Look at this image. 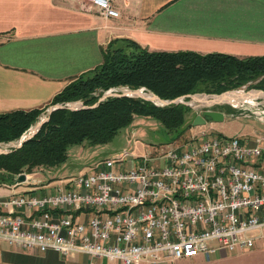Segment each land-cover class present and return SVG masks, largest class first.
<instances>
[{
	"label": "built area",
	"instance_id": "1",
	"mask_svg": "<svg viewBox=\"0 0 264 264\" xmlns=\"http://www.w3.org/2000/svg\"><path fill=\"white\" fill-rule=\"evenodd\" d=\"M82 1L104 18L120 16L115 0ZM262 155L238 138L201 132L152 157H132L130 169L122 167L124 155L105 159L51 195L12 194L1 202L0 243L34 254L83 255L90 264L248 251L264 238Z\"/></svg>",
	"mask_w": 264,
	"mask_h": 264
},
{
	"label": "crops",
	"instance_id": "2",
	"mask_svg": "<svg viewBox=\"0 0 264 264\" xmlns=\"http://www.w3.org/2000/svg\"><path fill=\"white\" fill-rule=\"evenodd\" d=\"M114 7L117 19L104 18L82 0H0V114L47 106L73 78L101 64V49L112 40L127 39L153 52L264 56V0H115ZM16 181L0 184V203L36 192L28 175L26 191L19 192ZM78 256L34 254L0 243V264L91 263ZM140 264H264V238L248 251Z\"/></svg>",
	"mask_w": 264,
	"mask_h": 264
},
{
	"label": "trees",
	"instance_id": "3",
	"mask_svg": "<svg viewBox=\"0 0 264 264\" xmlns=\"http://www.w3.org/2000/svg\"><path fill=\"white\" fill-rule=\"evenodd\" d=\"M101 59V64L89 71L92 76L86 77L87 72L73 78L47 106L0 114V143L17 140L49 106L77 100L91 106L112 88H145L160 99L174 100L196 93L218 95L259 79L247 88L264 92V56L153 52L133 41L117 39L101 49ZM97 92L99 95H95ZM191 112L181 104L158 107L126 97L108 98L89 110H57L32 139L0 155V184L13 185L20 174L60 166L67 160L71 146L105 145L139 116L157 120L175 141L191 128Z\"/></svg>",
	"mask_w": 264,
	"mask_h": 264
},
{
	"label": "rangeland",
	"instance_id": "4",
	"mask_svg": "<svg viewBox=\"0 0 264 264\" xmlns=\"http://www.w3.org/2000/svg\"><path fill=\"white\" fill-rule=\"evenodd\" d=\"M92 74L93 72H89L85 76L89 77L92 76ZM258 80L259 79L249 84H256ZM249 84L231 91L246 92L249 90H255L247 88ZM98 93L99 92L95 95H99ZM202 94L205 93L193 94L195 97L191 99L185 98L184 101L192 104L193 106L197 103L202 104L204 100L207 101V99L201 96ZM230 97L233 98L228 99L225 101L226 103L222 105L210 106L213 109H218L219 107L226 112L222 120L207 122L201 126H191V128L184 131L180 138L175 141L170 140V134L157 120L150 117L139 116L135 117L130 126L120 130L111 142L105 145L88 146L83 144L71 146L67 149V160L60 166L53 169L39 168L33 170L31 174H28L29 180L31 182L35 181L29 188H33L36 192H31L30 194L25 193L22 195H32L36 197L51 195L54 192L55 187L64 185L68 180L76 178L79 175L92 173L97 165L108 158L116 159L124 155L125 160L122 167L124 170L130 169V160L132 157H152L155 154H158L160 149L165 150L169 145H183L189 141L192 135L201 132H206L214 137L238 138L240 141H248L251 147L259 146L263 150V155L257 160V162H263L262 164H264V142L260 144L256 143V140L259 137L264 136V101L260 98L251 99L250 97L240 99L235 97L234 94ZM49 107H47L45 111ZM44 114L45 112L42 115ZM192 115L194 114L191 112L190 117L188 118L189 121ZM37 122L38 119L22 135L29 133L35 125H37ZM17 140L11 142H15ZM5 144L7 143L0 145V150L10 149V147ZM41 186H45L46 188L44 190H40L39 187ZM17 189L19 192L22 190L26 191V186L22 184ZM78 257L80 258L79 260L83 261L84 257L82 255H79Z\"/></svg>",
	"mask_w": 264,
	"mask_h": 264
},
{
	"label": "water",
	"instance_id": "5",
	"mask_svg": "<svg viewBox=\"0 0 264 264\" xmlns=\"http://www.w3.org/2000/svg\"><path fill=\"white\" fill-rule=\"evenodd\" d=\"M125 90V91H122ZM117 91V92H115ZM238 91H226L223 92L221 94L218 95H212V94H202L201 96L206 100H204L201 103H197L195 106H193L192 104L186 103L184 101L185 98H193L195 97V95H188V96H183V97H179L176 98L174 100H163L160 99L158 96H156L155 94H153L150 91H147L145 88H140L137 90H131L129 88L123 87V88H112L109 89L107 91H105L100 98H98L97 102H95L93 105L91 106H86L84 105L82 102L77 101V102H69V103H64V104H56L53 105L51 107H49L46 111L44 115H40L38 118V122L37 125H35V127L27 134L22 135L17 141L15 142H9L5 145L9 146L10 149H1L0 150V155L2 154H8L10 153L12 150H16L19 149L25 142H27L28 140L32 139L41 129V127L49 121L50 115L57 111V110H68V111H78V110H89V109H94L96 107H98V105L100 103H102L103 101H105L108 98H134V99H142V100H146L149 101L151 103H153L155 106L158 107H167L170 105H184L189 107L192 111L197 112V114L194 116L191 126H201L206 124L207 122H215V121H220L223 119L224 114L220 111H213V110H209L208 108H210V106H217V105H222L224 103H226L225 101H223L221 98L228 93H235ZM241 92V94L245 95L246 97H250L251 99H257L260 98L264 101V92L260 91V90H249V91H239ZM202 109H198L201 108ZM199 112V113H198ZM42 116V117H41ZM3 143H0V145ZM26 180L25 174H20L17 176V183L18 184H22L24 183Z\"/></svg>",
	"mask_w": 264,
	"mask_h": 264
},
{
	"label": "bare ground",
	"instance_id": "6",
	"mask_svg": "<svg viewBox=\"0 0 264 264\" xmlns=\"http://www.w3.org/2000/svg\"><path fill=\"white\" fill-rule=\"evenodd\" d=\"M115 92H117V91H115ZM233 94H234L235 97H238V98H240V99H244V98H246V96L243 95V94H241V92H235V93H228V94H225L221 99H222L223 101H227L228 99L233 98V97H230V96L233 95Z\"/></svg>",
	"mask_w": 264,
	"mask_h": 264
},
{
	"label": "flooded vegetation",
	"instance_id": "7",
	"mask_svg": "<svg viewBox=\"0 0 264 264\" xmlns=\"http://www.w3.org/2000/svg\"><path fill=\"white\" fill-rule=\"evenodd\" d=\"M198 109H202V107H201V108H198ZM208 109H209V110H213V111L215 110V109H213L212 107H210V108H208ZM192 113L194 114V116L197 114V112H194V111H192ZM198 113H199V112H198ZM194 116H193V117H194Z\"/></svg>",
	"mask_w": 264,
	"mask_h": 264
}]
</instances>
